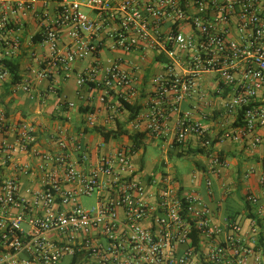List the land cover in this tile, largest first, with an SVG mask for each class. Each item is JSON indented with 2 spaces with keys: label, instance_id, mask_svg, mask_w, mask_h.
<instances>
[{
  "label": "built area",
  "instance_id": "obj_1",
  "mask_svg": "<svg viewBox=\"0 0 264 264\" xmlns=\"http://www.w3.org/2000/svg\"><path fill=\"white\" fill-rule=\"evenodd\" d=\"M31 16L39 51L11 84L8 62L20 61ZM106 48L165 57L142 119L152 135L173 121L176 142L200 140L205 190L144 174L133 145L93 154L83 134L59 130L56 150H43L36 126L0 107V264H264V153L229 182L231 161L213 137L264 151V0H0V86L14 93L29 94L34 79H70L89 60L77 87L100 91L117 112L111 97L122 107L140 93L131 67L102 59ZM239 186L243 210L223 213ZM84 198L96 204L86 209Z\"/></svg>",
  "mask_w": 264,
  "mask_h": 264
},
{
  "label": "crops",
  "instance_id": "obj_2",
  "mask_svg": "<svg viewBox=\"0 0 264 264\" xmlns=\"http://www.w3.org/2000/svg\"><path fill=\"white\" fill-rule=\"evenodd\" d=\"M52 6L53 4L51 3ZM39 30L40 24L34 16H31L23 30L24 46L23 54L20 58L22 80L27 75L26 67L29 63L31 52L34 50L39 51V47L37 46L38 41H34L33 39L34 45L31 41L33 37H36ZM102 59L105 61L120 59L127 66L131 67L132 73L138 83L137 89L140 93L131 104L142 107L139 115L134 120L131 119V113L123 109L114 97H111L108 102L116 106V108L118 107L117 112L109 110V105L103 104L100 101V91L95 90L90 92L86 88L80 89L77 87L76 74L91 64L89 60L76 63L74 74L70 79H66L63 75H54L49 80H32L31 92L29 94H25L22 91L14 93L12 92V87L8 84L2 86L3 88L0 90V107L6 110L12 120H26L34 124L38 131L39 147L46 151L54 152L56 150V145L52 141L51 136L59 130H65L71 135L83 134L82 142L91 148L93 154L95 148L100 144H105L106 151L116 150L121 145H133V141L127 134H145L142 147L137 150V153L133 157V161L137 167H142L143 164L142 159H137L139 153L145 152L146 145L148 144L155 146L157 140H162L170 148L169 151H174L173 153L178 157L185 158L187 155H190L189 152L191 150L203 148L200 140L195 136H189L182 144L176 142L173 132V121L167 125V132L162 136L152 135L146 129L147 124L142 119V113L145 112V104L153 92L154 76L162 69V63L165 60L164 56L150 54L146 58H142V56L135 53L111 51L106 48L102 52ZM214 86V81L209 79L206 87L212 89ZM70 103H73L75 107H70ZM189 107L190 105L188 104L184 105V109ZM90 114L93 115L92 121L89 120ZM96 129L118 131L122 134L116 138L112 137L109 140H105L101 133L95 131ZM214 131H216L215 128ZM124 132L127 133L123 134ZM213 137L215 138L214 144L216 150L222 151L228 158L230 157L229 153H233L234 155L233 158H229L232 168L226 174V180L229 182L238 183L240 177L236 180L235 175L239 174L241 176L242 171L246 169L244 166L254 163V160L264 153L262 149H259L256 154H252L246 149L247 147L241 140H227L217 143L219 142V136L214 134ZM204 150L205 154L194 155L196 159L190 168L192 172L190 176L187 178L184 175L178 174L171 176L175 178L179 188L185 192L194 191L203 193L205 190L203 177L209 166V151ZM242 165L244 166L242 167ZM84 168L88 170L89 167L88 165H84ZM143 168L144 165L142 170ZM161 175L168 174L162 173ZM185 179L190 180L193 187L191 191L187 190L183 185L185 184ZM28 183L30 185L36 184L34 181ZM244 192L245 189L243 195Z\"/></svg>",
  "mask_w": 264,
  "mask_h": 264
},
{
  "label": "rangeland",
  "instance_id": "obj_3",
  "mask_svg": "<svg viewBox=\"0 0 264 264\" xmlns=\"http://www.w3.org/2000/svg\"><path fill=\"white\" fill-rule=\"evenodd\" d=\"M3 88L0 86V90ZM170 148L163 143L162 140H157L156 145L153 144L146 145V151L139 153L137 159H142L144 168L143 173L146 175H161L162 173H167L170 176L181 175L185 178L190 176L192 173L190 171L191 166L193 165L196 157L194 155H187L184 157H178L174 151H169ZM231 158L234 157L233 153H229ZM229 157V158H230ZM254 160V159H253ZM249 165V164H248ZM242 165V167H248ZM235 179L237 180L240 175L236 174ZM185 184H183L187 190L191 191L192 184L190 180L185 179ZM243 187H239L234 191L229 197H226L222 202V211L225 214L236 213L243 210L244 202H243ZM82 206L86 209L93 207L96 204L95 198H84L81 201Z\"/></svg>",
  "mask_w": 264,
  "mask_h": 264
},
{
  "label": "trees",
  "instance_id": "obj_4",
  "mask_svg": "<svg viewBox=\"0 0 264 264\" xmlns=\"http://www.w3.org/2000/svg\"><path fill=\"white\" fill-rule=\"evenodd\" d=\"M39 36L34 37V41H39ZM8 66L10 67V72L12 76V83L11 84H17L21 82L22 76H21V62L19 60L15 61H9ZM122 108L129 111L131 113V119L134 120L139 115L142 107L141 106H135L128 102H122ZM95 131L101 133V135L105 138V140H109L112 137H117L121 135V132L118 131H105L102 129H96ZM127 132H124L125 134ZM129 135L130 139L133 141V146L135 150L137 151L140 147H142L143 140L145 138V134H135V135ZM190 155H199V154H205V150L203 148H200L198 150H191L189 152ZM143 167V164H142Z\"/></svg>",
  "mask_w": 264,
  "mask_h": 264
}]
</instances>
